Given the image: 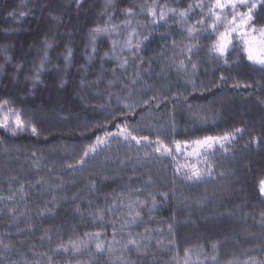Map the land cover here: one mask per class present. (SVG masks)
I'll return each instance as SVG.
<instances>
[{
    "label": "trees",
    "instance_id": "obj_1",
    "mask_svg": "<svg viewBox=\"0 0 264 264\" xmlns=\"http://www.w3.org/2000/svg\"><path fill=\"white\" fill-rule=\"evenodd\" d=\"M193 3L0 0V105L26 126L0 128V264H264V66L239 42L214 59L216 34L192 39L179 16L148 11ZM253 16L264 26V6ZM117 126L148 142L83 158ZM225 134L199 181L154 151Z\"/></svg>",
    "mask_w": 264,
    "mask_h": 264
},
{
    "label": "snow or ice",
    "instance_id": "obj_2",
    "mask_svg": "<svg viewBox=\"0 0 264 264\" xmlns=\"http://www.w3.org/2000/svg\"><path fill=\"white\" fill-rule=\"evenodd\" d=\"M258 6H264V0H261V4L258 5L252 0H212L211 4L205 5L204 0H200V3L189 4L187 9L184 10H174L171 8H162L159 10V14H157V10L152 8L149 9V13L152 16L153 23H157L159 21L167 22V16L169 13L173 17L179 16L183 23L187 26L186 31L190 38L195 39L200 34L206 35H215V39L212 41L209 46V51L213 54L214 59L224 58V63H228L227 54L229 52L230 47L234 46V42L239 40L242 45V51L247 54V59L252 61L253 63L260 64L264 66V28L257 29L255 28L251 21L254 19L253 11ZM196 8L201 10V19L197 20L195 24L188 25L187 18L189 14ZM205 8L207 9L205 11ZM240 8H247L246 12H240ZM128 14L131 15V9H128ZM231 15L232 19L228 20L227 16ZM207 20H211V24L207 25V29L204 28ZM200 27H197V26ZM224 26V30L221 31L220 27ZM95 32L104 31V29H95ZM258 37V38H257ZM94 39V37H93ZM126 43H130V41H126ZM115 47V42H114ZM193 52V48L188 49L189 58ZM71 53L69 52V55ZM126 63V61H125ZM181 65H183V61H181ZM41 66H43V61L41 62ZM193 69H195L196 65H192ZM223 79V76L221 77ZM7 104V101L4 102ZM4 105H0V109H3ZM12 115L16 116V122L13 124L7 118H4L3 121H0V128L5 130L16 129L23 130L26 127L23 122L20 120L19 114L15 111H12ZM119 128V126H117ZM239 131V130H237ZM33 135H36V129L32 128ZM15 131H13V135H15ZM119 135L123 136L125 141H136L137 144H140L141 141L148 142V137L138 138L135 135H132L131 132L127 131V128L120 129ZM107 135H113L111 133ZM233 137L229 134H225L223 137H212L208 136L203 138V140L195 141V144L199 145L201 148L200 153L197 155V159L200 156L206 155L208 151L213 147L214 144L219 143L221 147L224 146L223 142L230 141ZM103 141L100 138H97V145L91 146L86 152L85 156H88L90 153L96 152L97 148ZM187 143V142H185ZM157 147L155 151L160 153L161 155L167 154L171 155V149L163 146L162 141H156ZM177 151L180 150V142H176ZM83 161H81L82 163ZM203 163L205 165L209 164L208 160H204ZM177 172H183L184 178L192 181H199L204 173V169H200L191 165H183L177 167ZM208 174H211V168L207 169ZM166 195V194H165ZM260 195L264 196V180L260 181ZM138 216L139 213H136ZM264 215V214H262ZM97 238L99 237V233L94 234ZM129 244L134 247H138L137 242L134 239H130L128 241ZM79 242L73 244V247H78ZM7 246H5L6 248ZM213 249H216L217 245H212ZM96 249L98 251L103 250V245L100 242H96ZM187 257V253L185 254ZM213 261H215V257H211Z\"/></svg>",
    "mask_w": 264,
    "mask_h": 264
},
{
    "label": "rangeland",
    "instance_id": "obj_3",
    "mask_svg": "<svg viewBox=\"0 0 264 264\" xmlns=\"http://www.w3.org/2000/svg\"><path fill=\"white\" fill-rule=\"evenodd\" d=\"M254 1H255V0H252V2H254ZM239 11H240V12H246V11H247V8H240ZM227 19H228V20H231V19H232L231 15L227 16ZM254 27L257 28V29L264 28V26H262V27H256V26H254ZM222 28H223V29H222V31H223V30H224V26H222ZM117 30L122 31V32L114 31L115 34H116V32H117V34H120V33H121L122 35H124L125 32H126V30H127V26L124 24V25H122L121 28H118ZM125 37H126V35H124L123 38H125ZM257 38H258V37H257ZM235 42H239V40L237 39V41H235ZM239 43H240V42H239ZM240 44H241V43H240ZM241 47H242V45H241ZM243 53H244V55H245V59H246L249 63H251V64H255V65H259V66H262V65H260V64H256V63H253L252 61H249V60L247 59V54H246L245 52H243ZM79 91L82 92L81 89H79ZM76 97H77V96H76ZM78 101H81V97H80V96H78ZM3 110H4V109H3ZM0 111H2V110H0ZM4 118H7V119H8L10 122H12L13 124H15L16 119H17V117L14 116V115H12V113H10V111H8V110H4V113H3V112H0V121H3ZM24 128H25V127H24ZM124 128H127V127H125V126H119V128L117 127V128H115L114 130H112V131L109 130V131H105V132H103L101 135L97 136V137L93 140V142L89 145V147L87 148V150H88L91 146H95V145H97V138H100V140H102L103 143L99 145V147L97 148L96 152L99 151L103 146H105V145H106L109 141H111L112 139H119V140H121V141H125L124 137L118 134L119 131H120V129H124ZM1 129H3V128H1ZM3 130H5V129H3ZM24 130H25V129H23V130L10 129V130H5V131H8V132L13 133V131H15V132H20V131H24ZM127 131H128V129H127ZM109 133H111V134H113V135H107V134H109ZM229 135H230L231 137L234 138V135H233V134H229ZM207 137H208V136H207ZM212 137H223V136H212ZM203 138H205V137H203ZM203 138H200V139H197V140H201V141H202ZM233 138H232V139H233ZM232 139H231V140H232ZM197 140L190 141V142H187V143H185V142H180V150H179V151L176 150V149H177V144H176V143L171 144V145L163 144V146L167 147L168 149H171L172 154L169 155V156H171L172 158L175 159V161L177 162V165H178V166L191 165V166H194V167H197V168H198V165H200V164L203 162V160L205 159V155L200 156L199 159H197V155H198V154L200 153V151H201L200 146L197 145V144H195V141H197ZM231 140H230V141H231ZM129 141H132V140H129ZM230 141L223 142V143H224V145H226V144H228ZM133 142L136 143V141H133ZM141 143H143V141H141ZM141 143H140V144H141ZM156 147H157V144L154 145V151H155V148H156ZM218 147H221L219 143L214 144L213 147H212L208 152H210V151H212L213 149L218 148ZM87 150H86V151H87ZM96 152H94V153H96ZM94 153H90L88 156L93 155ZM156 153H157V152H156ZM157 154H158V155H161L160 153H157ZM164 155H167V154H164ZM88 156H85V154H84L83 158L88 157ZM167 156H168V155H167ZM262 180H264V178H263Z\"/></svg>",
    "mask_w": 264,
    "mask_h": 264
}]
</instances>
